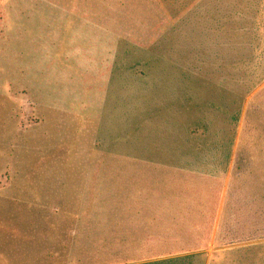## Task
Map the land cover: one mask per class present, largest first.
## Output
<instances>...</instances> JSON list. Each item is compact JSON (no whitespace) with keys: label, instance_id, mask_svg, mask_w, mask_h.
Instances as JSON below:
<instances>
[{"label":"rangeland","instance_id":"374dc122","mask_svg":"<svg viewBox=\"0 0 264 264\" xmlns=\"http://www.w3.org/2000/svg\"><path fill=\"white\" fill-rule=\"evenodd\" d=\"M188 254L264 264V0H0V264Z\"/></svg>","mask_w":264,"mask_h":264},{"label":"trees","instance_id":"16d2710c","mask_svg":"<svg viewBox=\"0 0 264 264\" xmlns=\"http://www.w3.org/2000/svg\"><path fill=\"white\" fill-rule=\"evenodd\" d=\"M238 120H239V116L234 115L233 121L237 122ZM226 157L227 158L230 157L229 152H228ZM194 258H195V254H188V255H184V256H172V257H168V258L144 261V262L136 263V264H194Z\"/></svg>","mask_w":264,"mask_h":264}]
</instances>
